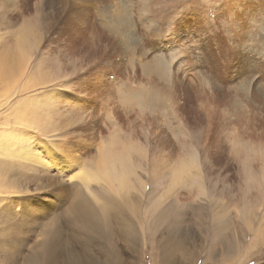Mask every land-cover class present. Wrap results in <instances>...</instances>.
<instances>
[{
	"label": "rangeland",
	"instance_id": "1",
	"mask_svg": "<svg viewBox=\"0 0 264 264\" xmlns=\"http://www.w3.org/2000/svg\"><path fill=\"white\" fill-rule=\"evenodd\" d=\"M67 2L0 3L34 151L0 152V264H264V0Z\"/></svg>",
	"mask_w": 264,
	"mask_h": 264
},
{
	"label": "bare ground",
	"instance_id": "2",
	"mask_svg": "<svg viewBox=\"0 0 264 264\" xmlns=\"http://www.w3.org/2000/svg\"><path fill=\"white\" fill-rule=\"evenodd\" d=\"M63 2L64 1H67V0H62ZM71 1V3H72V1L73 0H70ZM68 2H69V0H68ZM67 2V3H68ZM0 3H1V0H0ZM73 4V8L75 9V10H77V9H79V11H77L80 15L85 11V9H86V3H85V0H74V2L72 3ZM71 8V7H70ZM80 17V16H79ZM123 20H121V19H117L116 21H114L113 22V29H115V28H117V29H119L120 27H122L123 28V25H121V22H122ZM130 24H132L131 22H125V27L126 28H128L129 27V25ZM23 30H25L24 28H23ZM23 44H26V45H28L29 43L25 40L24 41V43ZM18 45V44H17ZM23 46V45H22ZM31 47V46H30ZM13 47H11L10 49H12ZM18 49V48H17ZM8 50V49H7ZM13 50V49H12ZM9 51V50H8ZM3 52V51H2ZM4 54V53H3ZM2 56H4V57H2ZM7 56V55H6ZM5 55H1V58H2V60H1V63H0V88H4L5 87V92H4V95H6L5 96V100H4V103L6 102V103H8V102H10L11 101V98H13L12 96L13 95H15V93H17V92H13V93H10L9 92V90H11V89H7V88H9L10 87V85H9V83H8V81L9 80H11L12 78H14L15 77V72H16V70L18 69L17 67H16V63L14 62V61H12V59L11 58H7ZM144 67V70L145 71H148V70H146V67L149 65V63H147V62H143V64H142ZM19 73L21 74L22 73V71L21 70H19ZM12 91V90H11ZM14 91V90H13ZM19 93V92H18ZM140 93V92H139ZM142 97H146V95L145 94H142L141 95ZM151 97V96H150ZM2 98V97H1ZM148 99V98H147ZM156 103V102H155ZM154 103V104H155ZM17 105L16 104H14L12 107H16ZM159 106V105H158ZM18 122V121H17ZM31 123H33V125H32V127H37V129H36V132H37V134H43V129H44V127L42 126V125H40V124H38V126H37V124L35 123L34 124V121H32ZM26 128V127H25ZM28 130H31V128H29ZM28 130H26L25 131V129H23V128H20V129H18V130H16V128L14 129V130H8V132L7 133H4V134H2L1 132H0V152L2 153V154H5V155H10L11 156V154H14L15 155V151L16 152H18V148H23V152H24V149L25 148H27L26 149V151H25V153L26 154H34V151L32 150V146H28V145H21V144H23L27 139H29V137H30V135H29V131ZM26 138V139H25ZM37 138V137H36ZM17 139H19V140H17ZM34 141L33 142H35V140H37V139H33ZM37 141H39L38 143L40 144L41 142H42V140L41 139H39L38 138V140ZM36 141V142H37ZM35 142V143H36ZM35 143H33V144H35ZM37 143V144H38ZM42 145H43V143H41ZM40 144V145H41ZM46 144V143H45ZM41 145V146H42ZM35 147V146H34ZM35 150V149H34ZM36 151H38L37 149L35 150V152ZM36 154L37 155H39L40 154V151L39 152H36ZM29 155V156H30ZM177 166V165H176ZM175 166V167H176ZM188 166V165H187ZM112 167V169L111 170H108V172L106 173V176L108 177V178H111V177H115V178H118V174H117V170H116V167H115V164L112 166V164H110V166L107 168V169H109V168H111ZM179 169H180V167H179ZM173 170H175V169H173ZM185 170H186V168H185ZM178 173H179V171H178ZM180 174V173H179ZM174 175H175V172H174ZM172 177V176H171ZM174 177V176H173ZM172 177V178H173ZM176 177H177V175H176ZM172 178H171V180H172ZM120 180V182L122 183V184H124V180L122 179H119ZM174 181V180H173ZM175 181H176V179H175ZM103 205H105V208H104V211H107L108 209V207H107V203H105L104 202V204Z\"/></svg>",
	"mask_w": 264,
	"mask_h": 264
}]
</instances>
